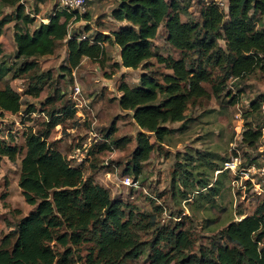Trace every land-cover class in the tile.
Here are the masks:
<instances>
[{
	"label": "trees",
	"instance_id": "obj_1",
	"mask_svg": "<svg viewBox=\"0 0 264 264\" xmlns=\"http://www.w3.org/2000/svg\"><path fill=\"white\" fill-rule=\"evenodd\" d=\"M0 6L15 9V15L0 21V37L6 24L15 21L16 58L21 65L14 77L28 76L31 82L26 94L32 98H39L46 82L53 78L50 72L37 73L38 58L53 55L64 41L69 64L64 69L68 73L84 58L100 61L106 42L121 48V67L146 68L156 58L172 71L162 82L152 73H143L138 86L120 85L119 105L123 111L133 113L140 129L131 167L125 171L135 178L142 174V163L155 150L150 139L154 137L163 144L174 131L167 125L185 122L189 104L208 97L203 83L213 81L210 68L223 72L222 86L214 91L217 98L225 90L227 79H240L257 70L264 72V0H228L227 11L211 0L202 7L200 21L188 22L181 18L179 0H118L111 15L124 26L109 35L97 34L94 39L70 33V24L89 18L87 13L57 10L55 6L47 23L40 22L31 30L38 9L30 13L21 0H0ZM162 25L169 44L181 52L180 59L164 57L153 49ZM220 40L225 41V49ZM11 69L6 67L7 71ZM53 100L49 98L47 103L53 105ZM231 103L235 104L236 98ZM26 105L23 111L22 95L11 86L0 87V116H30L36 112L33 105ZM75 112V105L63 111L53 109L45 131L24 134L26 153L21 160L19 186L26 202L35 208L2 240L0 264H134L133 260L140 257L148 259L149 264H264V202L254 215L232 222L225 229L232 246L193 252L187 231L145 224L144 218L139 220L136 208L112 198L105 187L85 178L82 168L72 166L49 143L52 131ZM116 131L113 124L107 140ZM262 136L261 130L246 127L241 140L257 149ZM130 142L128 138L106 141L99 150L125 149ZM18 152L17 146L0 140V158L15 161ZM222 170L219 173L228 172ZM152 228L156 230L153 238L142 241L141 233ZM163 243L167 251L161 248Z\"/></svg>",
	"mask_w": 264,
	"mask_h": 264
},
{
	"label": "rangeland",
	"instance_id": "obj_2",
	"mask_svg": "<svg viewBox=\"0 0 264 264\" xmlns=\"http://www.w3.org/2000/svg\"><path fill=\"white\" fill-rule=\"evenodd\" d=\"M21 1L30 13L39 11L31 30L40 22L47 23L46 18L57 4V0ZM209 2L211 0H179L182 20L200 21L201 9ZM216 2L227 11L228 0ZM117 5L118 0H87L83 14L87 13L89 18L72 22L71 35L81 33L94 39L97 34L109 35L123 27L124 24L111 15ZM14 10L0 6V21L15 15ZM14 24L15 21L6 24L0 37V87L11 86L22 95L23 111L28 104L33 105L36 112L30 116L25 112L24 116L10 113L0 116V140L19 149L15 161L0 158V244L35 208L26 202L19 186L21 160L26 153L24 134L30 130L45 131L53 109L63 111L75 105V114L63 116V123L52 131L49 143L61 151L72 166L82 168L85 178H92L94 183L105 187L112 198L136 208L139 220L144 218L145 224L152 222L167 230L187 231L193 252L232 246V241L224 235L225 229L232 222L254 215L264 200L254 196L245 183L242 186L234 184L236 175L233 172L218 173V170L221 171L224 162L237 151L243 162L254 155L256 149L241 140L246 127L261 130L263 136L259 145H264V72L257 70L240 79H227L225 90L217 98L214 91L222 86L223 72L210 68L213 81L203 83L208 97L189 104L185 122L167 125L174 131L163 144L157 143L154 137L150 139L155 150L150 159L142 163V174L135 178L125 171L131 167L140 129L133 113L123 111L119 105L120 85L138 86L143 73H152L162 82L172 71L156 58L151 59L146 68L121 67V48L106 42L100 61L84 58L78 68L68 73L64 69L69 65L64 41L53 55L38 58L40 70L37 73L50 72L53 78L46 82L39 98H32L26 94L31 82L28 76L14 77L21 65L16 58ZM219 44L226 48L225 41L220 40ZM153 49L164 57L172 56L176 60L182 57L167 41L165 25L160 27ZM6 67H12L11 71ZM77 88L80 94L76 93ZM49 98L55 99L53 105L47 103ZM233 98H236L235 104L231 103ZM113 124L117 131L107 140ZM121 138L131 141L125 149L99 150L104 142ZM126 175L139 181V188L123 185L121 180ZM155 231V228L144 230L142 241L153 238ZM161 248L168 250L165 243ZM133 263L149 264L150 261L140 257Z\"/></svg>",
	"mask_w": 264,
	"mask_h": 264
},
{
	"label": "built area",
	"instance_id": "obj_3",
	"mask_svg": "<svg viewBox=\"0 0 264 264\" xmlns=\"http://www.w3.org/2000/svg\"><path fill=\"white\" fill-rule=\"evenodd\" d=\"M21 3L25 4L23 1ZM86 4L87 0H57L56 6L57 10L77 11L83 14L86 10ZM80 92L81 90L77 88L76 93L80 94ZM222 171L233 172L236 175L234 184L242 186L245 183L247 187L253 190L254 196L264 200V145L257 147L250 161L243 162L240 153L237 151L236 155L224 162ZM121 182L126 187L139 188V181L129 175L124 176Z\"/></svg>",
	"mask_w": 264,
	"mask_h": 264
}]
</instances>
